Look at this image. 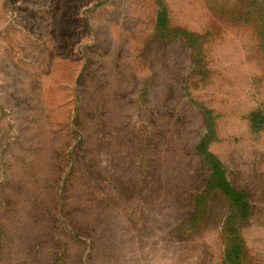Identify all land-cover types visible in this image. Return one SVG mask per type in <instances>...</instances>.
Returning a JSON list of instances; mask_svg holds the SVG:
<instances>
[{"label":"rangeland","instance_id":"rangeland-1","mask_svg":"<svg viewBox=\"0 0 264 264\" xmlns=\"http://www.w3.org/2000/svg\"><path fill=\"white\" fill-rule=\"evenodd\" d=\"M0 264H264V0H0Z\"/></svg>","mask_w":264,"mask_h":264},{"label":"trees","instance_id":"trees-1","mask_svg":"<svg viewBox=\"0 0 264 264\" xmlns=\"http://www.w3.org/2000/svg\"><path fill=\"white\" fill-rule=\"evenodd\" d=\"M158 23L164 27L167 23V12L163 8L158 15ZM207 119V133L198 145V151L204 157L205 162L212 168V175L208 181L204 198L209 197L213 192L219 191L233 207V217L245 218L249 212V205L246 202V195L242 192L235 191L225 177V171L220 162L208 151V144L214 134L213 117L209 110H205Z\"/></svg>","mask_w":264,"mask_h":264}]
</instances>
